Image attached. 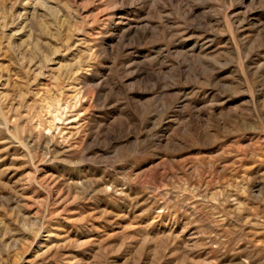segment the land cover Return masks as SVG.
I'll return each instance as SVG.
<instances>
[{
	"label": "rangeland",
	"instance_id": "rangeland-1",
	"mask_svg": "<svg viewBox=\"0 0 264 264\" xmlns=\"http://www.w3.org/2000/svg\"><path fill=\"white\" fill-rule=\"evenodd\" d=\"M0 264H264V0H0Z\"/></svg>",
	"mask_w": 264,
	"mask_h": 264
}]
</instances>
